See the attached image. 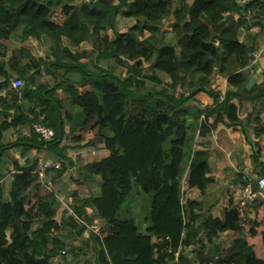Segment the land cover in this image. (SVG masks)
I'll use <instances>...</instances> for the list:
<instances>
[{
	"label": "trees",
	"instance_id": "obj_1",
	"mask_svg": "<svg viewBox=\"0 0 264 264\" xmlns=\"http://www.w3.org/2000/svg\"><path fill=\"white\" fill-rule=\"evenodd\" d=\"M175 2L0 0V158L19 144L34 155L31 165L16 166L7 201L0 189V264H51L64 246L55 234L59 200L48 187L37 191L39 154L55 155L63 173L74 166L67 163L70 147L101 144L109 156L82 167L101 183V194L85 199V205L111 227L98 264H178L185 232L197 240L199 257L204 230L211 239L230 229L243 235L221 251L217 263L264 264V203L254 201L250 223L236 209L206 220L196 213L201 202L183 201L186 175L187 188L202 193L215 182L207 154L195 150L197 136L213 129L206 123L208 112L200 122L203 110L197 103H213L218 121L226 115L234 124L240 118L235 101L264 95L248 89L243 73L252 64L256 37L240 39L244 18L264 30V0ZM121 15L136 23L100 39L99 32L115 30ZM17 36L20 45L7 55L3 40ZM30 37L43 47L48 43L52 59L34 62L24 45ZM85 42L97 51L94 65L79 58ZM117 67L125 74L117 75ZM214 73L228 74L236 89L223 100L208 88ZM44 75L53 82L42 80ZM14 76L23 81L21 88L13 87ZM147 81L161 88H148ZM36 121L52 128L55 137L41 138ZM20 126L30 127L29 137L6 142V133ZM137 196L147 204L145 228L126 205Z\"/></svg>",
	"mask_w": 264,
	"mask_h": 264
},
{
	"label": "crops",
	"instance_id": "obj_2",
	"mask_svg": "<svg viewBox=\"0 0 264 264\" xmlns=\"http://www.w3.org/2000/svg\"><path fill=\"white\" fill-rule=\"evenodd\" d=\"M241 25V41H245L252 33L256 37L259 48L256 51H263L261 59L257 62L253 60L247 72H243L248 74L249 81L250 76L255 77V84L250 89L255 87L254 94H260L264 92V30L260 26L252 25L248 18L242 19ZM12 39L15 38L12 37ZM24 45L30 49L26 43ZM210 82L208 88L220 93L222 100L227 92L236 90L230 84L228 74L214 73ZM234 103L240 108L239 121L234 124L226 115L218 121V113L212 111L215 107L213 103L209 105L207 102L202 105L197 103L198 107L203 110L200 122L208 112L206 123L208 126H213V129L205 136H197L195 150L207 154L210 162V175L215 182L208 184L205 193L198 188L188 189L184 186L183 201L191 199L201 202L203 208L197 209L196 213L203 215L206 220L220 217L226 209H236L240 211L242 219L253 223L254 201L264 203V192L257 199L248 201L243 198V189L247 183L255 184L257 177L264 175V95L255 100L240 98ZM30 133L29 126L9 130L6 133V142L22 141L29 137ZM64 141H67V137ZM39 156L56 160L55 155L47 154L45 151ZM108 156L109 151L103 144L88 148H77L73 145L67 151V163L73 161L74 166L63 173H60V170L53 171L51 180H47L45 185L41 181V187L37 191L43 193L42 188H50L60 203L56 216L58 227L55 234L62 239L64 246L59 249L58 255L51 264H98L101 241L110 234L111 227L100 218L94 208L85 205V199L101 194V183L99 176L85 175L82 167ZM33 158L32 151L23 144L16 145L3 153L0 158V163L2 161L0 189L3 200L9 199L13 174L17 170L16 166H29L32 164L29 160ZM37 191L34 190L33 193ZM136 198L137 205L130 208L137 218L139 210L144 217L143 210H146L147 205L142 204L145 202L139 196ZM141 225L142 228L146 226L144 222ZM242 235L243 233L230 229L210 239L208 231L204 230L201 234L204 246L200 249L201 255L196 257L197 240L187 231L180 248L182 259L178 264H218L217 261L223 258L221 251L233 246L237 238ZM63 249L67 251L64 256L61 254Z\"/></svg>",
	"mask_w": 264,
	"mask_h": 264
},
{
	"label": "rangeland",
	"instance_id": "obj_3",
	"mask_svg": "<svg viewBox=\"0 0 264 264\" xmlns=\"http://www.w3.org/2000/svg\"><path fill=\"white\" fill-rule=\"evenodd\" d=\"M192 0H189V2H191ZM179 4H180V0H176V2H175V5L176 6H179ZM171 19H173V18H171ZM169 22V20H166V23H168ZM136 23V19L135 18H127V17H124L123 15H121L120 17H119V20H118V23L116 24V28H115V30H109V32H99V37H100V39H101V37L103 36V35H106L107 33H109V35L111 36V37H114L115 36V32H116V30L117 31H123V30H125V29H128V28H130L132 25H134ZM251 37H252V33H251V35L250 36H248V38L246 39V40H249V39H251ZM3 43H4V45H5V47H7V49H8V53H7V55H11L12 54V49L15 47V46H19L20 44H19V36H17V39L15 38V39H4L3 40ZM26 44L30 47V49L33 51V53H34V62H37L38 61V59H41V58H44V59H47V60H50V59H52V56L50 55V50L48 49V43L43 47V45L42 44H40L35 38H30L27 42H26ZM3 49V48H2ZM257 49H259L258 47H257ZM1 51H3V50H1ZM96 55H97V51H96V49L94 48V46L91 44V43H88V42H85V43H83L82 44V48H81V50H80V52H79V58L81 59V61L82 62H88V63H91L92 65H94L95 64V62H96ZM104 63L107 65V62L106 61H104ZM103 65V64H102ZM40 71H43V69H41ZM44 72V71H43ZM125 72H126V69H124V68H122V67H117V69H116V72L115 73H117V75H120V74H125ZM17 78H16V76H14V78H13V80H16ZM42 80H44L45 82H53V78H51L50 76H45L44 75V78H42ZM169 81V79L168 78H166V77H164V86L165 85H167V82ZM12 83H13V81H12ZM147 86H148V88H153V89H155V88H157V89H160L161 88V85H155V84H153V83H151V82H148L147 81V84H146ZM23 86V85H22ZM21 86V87H22ZM163 86V85H162ZM20 87V88H21ZM18 89V88H17ZM61 96H63L62 94H60ZM79 109H76V111H78ZM8 133V132H7ZM76 147V146H75ZM78 148V147H77ZM2 157V156H1ZM85 161H86V159H85ZM1 163H2V161H1ZM0 163V164H1ZM14 175V174H13ZM186 182H187V175H186V177H185V180H184V186L185 187H187V185H186ZM44 186V185H43ZM43 190H45L44 188H42ZM50 189V188H49ZM51 190V189H50ZM52 191V190H51ZM33 193V192H32ZM136 200H137V198H129V200H128V202L126 203V205L128 204L129 205V207H131L132 208V206L134 205V207H135V205H137V203H136ZM5 201H7L6 199H5ZM143 205L145 204V206L147 205L146 203H142ZM142 205V206H143ZM135 209V208H134ZM139 210V209H138ZM139 216H138V222H139V224L140 223H142L143 224V221H142V219H143V216H142V214H141V210H139ZM143 214H144V210H143ZM11 233H12V230L11 229H9L8 231H7V235H8V238H10V236H11ZM170 264H172V263H170Z\"/></svg>",
	"mask_w": 264,
	"mask_h": 264
},
{
	"label": "built area",
	"instance_id": "obj_4",
	"mask_svg": "<svg viewBox=\"0 0 264 264\" xmlns=\"http://www.w3.org/2000/svg\"><path fill=\"white\" fill-rule=\"evenodd\" d=\"M241 5L250 4L256 0H236ZM253 60L257 62L261 59L263 55L262 50H255L253 52ZM13 87L20 88L23 85V81L20 78L13 80ZM35 132L43 138L45 141H50L55 137V131L49 126L45 125L40 121H36L33 125ZM62 167V162L60 160H49L46 157L39 156V164L35 173H38L40 177V181L45 185L46 181H50L52 177V172L56 170H60ZM255 186H257V190L254 189V184L247 183L243 189V198L248 201H253L260 197L264 192V175L257 177L255 181ZM255 190V191H254ZM61 254L64 256L67 254L66 249L61 250Z\"/></svg>",
	"mask_w": 264,
	"mask_h": 264
},
{
	"label": "water",
	"instance_id": "obj_5",
	"mask_svg": "<svg viewBox=\"0 0 264 264\" xmlns=\"http://www.w3.org/2000/svg\"><path fill=\"white\" fill-rule=\"evenodd\" d=\"M132 1H135V0H132ZM254 84H255V77L254 76H250V81L248 83V88L250 89Z\"/></svg>",
	"mask_w": 264,
	"mask_h": 264
}]
</instances>
